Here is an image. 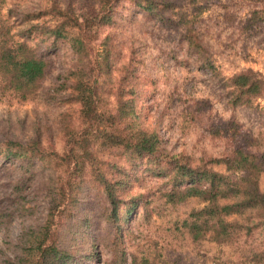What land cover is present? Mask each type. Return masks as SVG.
<instances>
[{
    "label": "rangeland",
    "instance_id": "1",
    "mask_svg": "<svg viewBox=\"0 0 264 264\" xmlns=\"http://www.w3.org/2000/svg\"><path fill=\"white\" fill-rule=\"evenodd\" d=\"M174 1L172 7L157 12L143 9L135 0L117 1L115 22L100 28L95 54L110 35L118 68L125 64L134 75L130 83L136 88L142 127L156 131L163 146L172 153L186 154L197 164L201 158L220 157L234 149L242 141L241 134L257 139V151L264 152V96L249 104L234 105L230 101L233 87L229 84L236 73L246 70L264 76V0ZM72 2L76 11H81L78 1ZM50 4L48 0H0V19L11 27L16 39L25 40L50 61L41 87L27 99L0 94V151L6 149L8 139L25 142L41 133L43 150L63 156L68 127L81 126L79 103L65 100V92L57 88L79 64L77 55L64 40L55 45L39 34L28 37L21 32L29 26L27 13ZM193 35L199 47L190 46L188 37ZM121 76L116 69L102 84L104 103L109 106L115 102L113 87ZM223 122L239 126L235 140L211 134L210 126ZM48 155L30 170L24 168L26 172L34 168L37 173L25 189V196L15 198L11 194L15 178L9 177L12 172L7 167L0 170V264H12L9 259L18 250L16 245L25 227L47 219L48 183L56 186L66 171L63 163L58 164L55 153ZM103 155L104 160L115 159L134 170L130 192L143 194V206L127 223L128 231L117 245L125 252L126 264H254V251H264V225L249 234L243 231L233 244L193 240L185 220L194 208L204 205L202 201L168 203L160 192L170 186L168 177L146 172L145 160L132 165L129 156L116 149H106ZM213 167L219 171L227 168L223 164ZM81 174L77 171L73 178L75 188L82 187L81 205H72L70 218L67 198L57 213L52 233L57 234L58 244L78 255L91 254L92 258L79 256L81 260L74 264H114L113 234L100 215L106 195L91 171L83 177ZM260 186L264 190V173ZM19 203L25 205L22 211L15 210ZM64 209L66 213L60 218ZM4 210L10 215H2ZM86 214L91 218L90 231L75 225Z\"/></svg>",
    "mask_w": 264,
    "mask_h": 264
},
{
    "label": "trees",
    "instance_id": "2",
    "mask_svg": "<svg viewBox=\"0 0 264 264\" xmlns=\"http://www.w3.org/2000/svg\"><path fill=\"white\" fill-rule=\"evenodd\" d=\"M48 1L51 3L49 6L25 15L29 26L21 32L28 37L39 34L46 40H52L55 45L59 40H64L77 55L79 64L63 77L57 88L65 92V100L79 103L81 126L68 127L67 150L63 156L55 151L43 150L41 133L25 142L8 139L6 149L0 151V170L7 167L12 172L9 177L15 178L16 183L11 189L15 198L25 196V189L37 174L34 168L30 172L24 168L30 170L36 161H44L50 153H55L58 164L66 166L65 177H61L56 186L55 183H48L50 201L45 223L29 224L24 228L16 245L18 250L9 259L12 264H74L81 260L80 257L92 258L91 254L78 255L58 244L57 234L52 233L57 213L67 198L70 218L72 205H81L79 191L82 187L75 188L76 182L73 180L77 171H81V177L91 171L103 188L106 202L100 215L113 234V261L114 264H126L125 252L117 245L128 231L127 223L137 216L139 208L143 206V194L130 192V179L135 171L115 159L104 160L106 149L125 153L132 165L145 160L146 172L168 177L170 186L160 191L168 203L178 205L191 199L204 203L202 207L194 208L185 220L193 240L208 239L233 244L240 239L243 231L249 234L263 226L264 190L260 186V177L264 173V152L257 151L260 149L258 140L251 135L241 134L242 141L234 149L220 157L201 158L197 164L186 154L172 153L163 146L161 136L156 131L142 127L136 88L130 83L134 75L125 64L118 68L110 35L102 41L104 47L95 54L94 43L99 40V30L114 24V7L119 0H77L79 12L73 7L72 0ZM135 3L145 10L157 12L160 8L172 7L175 1L135 0ZM40 18L43 21L39 22ZM188 42L190 46H200L194 35L188 37ZM49 62L37 48L25 40L16 39L11 27L0 19V94L27 99L41 87L48 73ZM116 69L122 76L118 85L113 87L115 102L109 106L104 103L102 84L112 77ZM229 84L233 87L230 101L234 105L249 104L253 99L264 96V76L253 70L236 73ZM238 130L239 126L232 122L210 126L213 136L232 140L236 139ZM42 164L44 168L47 167L45 162ZM213 164H223L227 168L219 171ZM16 171L17 176L14 175ZM24 207V203H19L15 210L22 211ZM62 213H66V209L61 212L60 218ZM2 215L8 216L10 213L4 210ZM231 216L235 218L230 219ZM75 222L80 229L91 230L89 215ZM100 232L106 239V234ZM119 253L121 256H118ZM251 257L254 264H264V251L255 250Z\"/></svg>",
    "mask_w": 264,
    "mask_h": 264
}]
</instances>
